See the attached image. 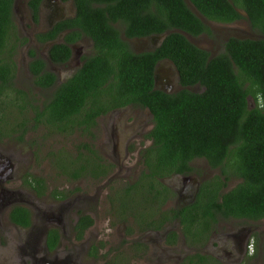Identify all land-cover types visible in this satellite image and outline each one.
<instances>
[{
	"label": "flooded vegetation",
	"instance_id": "flooded-vegetation-1",
	"mask_svg": "<svg viewBox=\"0 0 264 264\" xmlns=\"http://www.w3.org/2000/svg\"><path fill=\"white\" fill-rule=\"evenodd\" d=\"M28 1L26 4L30 9ZM45 2L40 0L38 3L37 20L33 19L30 9L35 22L39 21V10ZM14 3L15 0L13 8ZM74 15L75 5L72 14L52 20L45 28L34 33L36 43L44 44L46 49L38 53L30 49L33 54L29 51L26 71L34 88L49 93L33 96L28 89H24L27 95L23 100L33 121V105L39 104L41 108L54 89L73 75L87 56L96 52L93 38L79 26H63ZM59 21L61 28L54 37L44 40L36 38V33L49 30ZM110 23L119 30V36L129 49L135 52L153 50L170 30L181 32L179 28H171L146 35L126 36L120 19L111 20ZM253 27L259 31L256 38L264 39V33ZM69 31L76 38L66 41L65 35ZM202 33L208 32L191 35L196 37ZM142 39H147V42L142 43ZM53 42L68 44L70 54L65 60H52L48 50ZM79 43L81 46L77 48ZM15 54L12 55L14 61ZM37 57L54 74V82L47 87L36 84L34 74L29 69L30 61ZM111 81L109 78L104 82L98 94L87 96L81 112L60 123L64 124V128L59 129L45 120L34 121V126L43 124V127L59 135L74 134L84 142L81 150L76 149L74 155L59 152L55 157L58 172L66 180H71L72 186L48 188L43 176L32 174H27L23 179L30 191L18 192L0 186V222L18 231V238L15 241L11 239L13 252L7 256L9 263L81 264L85 260L86 264H264V234L260 238L257 232L259 239H256V226L251 225V222L264 216L250 219L216 214L214 218H209L206 228L203 223L206 218L200 217L203 215L202 209L196 210L198 218L194 222L177 211L183 206H186L183 211L187 216L194 211L189 206L198 197L205 196V191H200L202 183L212 180L215 175L224 177L220 167L211 166L203 156H195L188 161L190 168L186 171L172 172L168 176L148 174L147 161L152 167L157 163L154 139L150 134L154 115L147 106L127 100L126 96H111ZM152 86L167 93L184 87L171 59L161 57L155 62ZM185 87L192 91L203 90L199 82ZM116 101L123 103L113 105ZM247 101L249 106L255 104L250 94ZM257 101L261 102L260 97ZM98 108L105 110L94 113ZM83 119L87 121L79 123ZM64 154L65 159L58 160V156ZM6 162L3 159L0 171ZM0 175L3 177L5 173L0 172ZM32 176L40 180L37 188L27 182V178ZM159 180L166 185V189L159 186ZM239 180V177L230 174L219 191L231 188ZM231 181L235 182L230 185ZM74 183H84L87 187L82 192L77 191L76 187L75 191ZM192 183L196 185L194 194L191 191ZM46 196L50 199H46ZM16 206L26 209L28 224H20L12 219L11 213ZM46 206L49 208L45 209ZM182 217L184 222L181 221ZM87 218L90 219L89 223ZM147 234L149 237H146Z\"/></svg>",
	"mask_w": 264,
	"mask_h": 264
},
{
	"label": "trees",
	"instance_id": "trees-1",
	"mask_svg": "<svg viewBox=\"0 0 264 264\" xmlns=\"http://www.w3.org/2000/svg\"><path fill=\"white\" fill-rule=\"evenodd\" d=\"M13 1L0 0V112L7 98L10 102L20 99L19 106H26L23 98L27 92L14 82L16 63L12 55L27 37L18 34ZM39 1H28L34 20H37ZM190 1L204 16L218 21L241 17L237 9L240 7L251 24L264 33V0ZM74 5V18L66 20L63 26H79L93 38L96 52L87 56L82 66L54 89L41 108L39 104L33 105L34 121L45 120L59 129L64 128L60 123L80 113L86 97L98 94L102 84L110 78L113 82L111 96H126L127 100L147 106L154 115L150 134L157 163L152 167L147 161L148 174L168 176L172 172L186 171L190 168L188 161L195 156H203L211 166L220 167L224 177L215 175L202 183L200 191H205V198L198 197L189 206L194 211L187 216L183 211L186 206L177 210L185 219L194 222L198 209L203 212L200 217L206 218L203 221L206 228L209 218L216 214L250 219L263 217L264 39L230 36L223 50L209 57L207 50L195 45L182 32L170 30L153 50L135 52L119 36L111 20L123 22L126 36L171 28L196 35L203 31L210 33L211 29L185 0H74ZM60 24L61 21L45 32L36 33V38L54 37ZM75 38L72 31L65 35L66 41ZM48 54L53 61H63L69 56L70 48L66 42H53ZM161 57L174 62L184 85L174 93L152 86L153 67ZM29 69L34 74V82L40 86L47 87L55 80L38 57L30 61ZM195 82L203 86L202 91L185 87ZM249 94L254 97L253 106L248 105ZM258 97L261 102L257 101ZM122 103L116 101L113 105ZM104 110L98 108L94 113ZM230 174L240 180L220 192ZM211 181L214 182L209 183ZM27 182L35 188L40 184L36 176L27 178ZM158 184L167 188L160 180ZM11 217L20 224L29 222L26 209L20 206L14 208ZM84 217L88 216L81 218ZM86 221L89 223L90 219Z\"/></svg>",
	"mask_w": 264,
	"mask_h": 264
},
{
	"label": "rangeland",
	"instance_id": "rangeland-1",
	"mask_svg": "<svg viewBox=\"0 0 264 264\" xmlns=\"http://www.w3.org/2000/svg\"><path fill=\"white\" fill-rule=\"evenodd\" d=\"M186 2L199 15L203 22L211 28V32L202 33L196 37L188 32H185L184 35L191 42L206 49L211 55L223 50L224 42L229 36L250 38L259 36V31L250 24L245 11L240 7H238V10L242 16L238 19L230 22L211 21V19L202 13L196 11L190 2L187 0ZM73 11V0H46L39 10V21L35 22L31 18V12L26 4V0H15L13 17L17 31L19 35L27 37L25 44H19L15 51L16 69L14 82L17 87L28 89L33 96L48 95L49 92L47 90L33 87L31 78L26 71L25 63L29 59L30 49L33 48L37 53L46 49L44 44L36 43L34 33L45 28L52 20H57L66 14H72ZM145 42H147V39H142V43ZM80 46L81 43L78 44L77 48ZM235 70L237 71L236 68ZM248 100L251 105V98L249 97ZM21 102L20 99L10 102L9 98H7L1 107L0 114L3 135L0 136V164L3 163V159L7 160V162L4 163L0 171L1 173H5L3 177L0 175V186L18 192L29 190L28 185L23 180L27 177V174L43 176L48 182V188L66 185L72 186V181L66 180L58 172L55 165V157L59 152H64L68 156L74 155L76 149L81 150V144L84 140L74 134L59 135L50 128L43 127V124L34 126V121L31 119V113L28 108L19 106ZM65 154L59 155L58 160L63 161ZM234 182L231 181L230 185ZM74 185V190L76 191V187H78L77 191L81 192L85 191V187H87L84 183H74ZM46 199L49 200L50 197L46 196ZM48 208V206L45 207V209ZM251 225L256 226L255 231L256 233H260L261 238L264 234V217L251 222ZM15 230L11 226H4L0 222V264H10L7 256L12 255L13 252L11 239L15 241L18 238V231ZM146 237H149L148 234ZM256 239H259L258 233ZM262 239H264V236ZM220 253L224 255L223 252ZM81 264H86L85 260H82Z\"/></svg>",
	"mask_w": 264,
	"mask_h": 264
},
{
	"label": "water",
	"instance_id": "water-1",
	"mask_svg": "<svg viewBox=\"0 0 264 264\" xmlns=\"http://www.w3.org/2000/svg\"><path fill=\"white\" fill-rule=\"evenodd\" d=\"M186 1V0H185ZM188 2H190L191 3V1L190 0H187ZM187 3V2H186ZM192 4V6L196 9V11H198L199 13H201L194 5H193V3H191ZM189 6V5H188ZM193 10V9H192ZM193 12L194 13H196L194 10H193ZM197 14V13H196ZM198 15V14H197ZM199 16V15H198ZM181 32L183 33V34H185V32L186 31H184V30H181ZM187 179L189 178V177H186ZM194 184V185H193ZM192 187H191V191H192V194H194V192L196 191V185H195V183H192Z\"/></svg>",
	"mask_w": 264,
	"mask_h": 264
}]
</instances>
